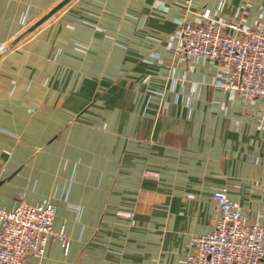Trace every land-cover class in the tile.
Returning <instances> with one entry per match:
<instances>
[{"label": "crops", "instance_id": "1", "mask_svg": "<svg viewBox=\"0 0 264 264\" xmlns=\"http://www.w3.org/2000/svg\"><path fill=\"white\" fill-rule=\"evenodd\" d=\"M62 1L0 0V50ZM238 9L264 27V0H72L0 58V209L53 204L70 239L27 264H183L222 190L264 226V100L177 54L181 17Z\"/></svg>", "mask_w": 264, "mask_h": 264}, {"label": "built area", "instance_id": "2", "mask_svg": "<svg viewBox=\"0 0 264 264\" xmlns=\"http://www.w3.org/2000/svg\"><path fill=\"white\" fill-rule=\"evenodd\" d=\"M199 16V23L188 21L186 16L177 22L179 58L214 61L224 71L217 87L246 102L264 100V27L242 24L239 19L248 16L246 10L238 9V20L229 22L214 19L210 10ZM212 198L219 210L214 229L192 240V254L183 264H264V226L250 222L242 208L230 201L226 190L215 192ZM56 214L53 204L31 205L22 195L13 210L0 209V264L40 259L52 238L68 252L70 239L63 230L54 231Z\"/></svg>", "mask_w": 264, "mask_h": 264}, {"label": "water", "instance_id": "3", "mask_svg": "<svg viewBox=\"0 0 264 264\" xmlns=\"http://www.w3.org/2000/svg\"><path fill=\"white\" fill-rule=\"evenodd\" d=\"M71 0H63L60 4H58L55 8H53L50 12H48L43 18L37 21L33 26L28 28L23 34H21L16 40L11 42L4 50L0 52V58L10 49H13L19 43H21L26 37H28L32 32L42 26L45 22H47L50 18H52L60 9H62L65 5H67ZM4 181L0 183L2 185Z\"/></svg>", "mask_w": 264, "mask_h": 264}, {"label": "rangeland", "instance_id": "4", "mask_svg": "<svg viewBox=\"0 0 264 264\" xmlns=\"http://www.w3.org/2000/svg\"><path fill=\"white\" fill-rule=\"evenodd\" d=\"M71 1H72V0H71ZM71 1H70V2H71ZM70 2H69V3H70ZM69 3H68V4H69ZM66 6H67V5H65L64 7H66ZM64 7H63V8H64ZM63 8H62V9H63ZM62 9H60L59 11H61ZM59 11H58V12H59ZM58 12H57V13H58ZM45 23H46V22H45ZM45 23H44V24H45ZM40 27H41V26H40ZM36 30H37V29H36ZM36 30H35V31H36ZM35 31H34V32H35ZM32 33H33V32H32ZM32 33H31V34H32ZM24 40H25V39H24ZM24 40H23V41H24ZM23 41H22V42H23ZM19 44H20V43H19ZM19 44H18V45H19ZM18 45H17V46H18ZM17 46H15V47H17ZM6 47H7V46H5L4 48H2V50H4ZM15 47H14V48H15ZM14 48H13V49H14ZM2 50H0V52H1ZM11 50H12V49L8 50L5 54H7V53H8L9 51H11ZM5 54H4V55H5Z\"/></svg>", "mask_w": 264, "mask_h": 264}]
</instances>
